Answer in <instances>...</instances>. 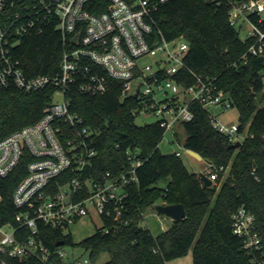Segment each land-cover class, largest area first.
<instances>
[{
	"label": "built area",
	"instance_id": "1",
	"mask_svg": "<svg viewBox=\"0 0 264 264\" xmlns=\"http://www.w3.org/2000/svg\"><path fill=\"white\" fill-rule=\"evenodd\" d=\"M96 1L0 0V86L15 85L27 92L54 86L53 102L43 117L0 140V181L28 159L26 174L12 192L17 208L14 220L0 224V264L26 259L39 264H89L88 257L68 256L62 247L65 241L54 249L46 246L40 226L66 236L76 221L97 216L102 221L98 228L106 230V220L121 222L128 186L137 182L139 159L122 172L92 176L97 131L70 110L65 99L70 87L105 94L117 83L122 98L133 101L134 118L155 114L164 134L171 131L175 137L178 127L192 120L193 103L208 111L212 127L230 143H242L250 135L239 130L240 122L224 124L210 112L214 107L226 111L233 102L216 77L199 73L187 63L188 41L182 36L167 39L154 29L152 12L168 0H107L100 12L94 11L101 8ZM208 1L227 8L229 24L246 46L239 61L264 57V0ZM46 26H54L60 34L64 48L60 66L55 74L29 75L18 46L24 36L41 33ZM58 94L63 100L55 102ZM181 147L168 154H188L183 141ZM208 164L206 176L217 184L226 167ZM2 197L0 189V203ZM232 229L242 238L251 263L264 264L254 214L238 208L232 215Z\"/></svg>",
	"mask_w": 264,
	"mask_h": 264
},
{
	"label": "trees",
	"instance_id": "2",
	"mask_svg": "<svg viewBox=\"0 0 264 264\" xmlns=\"http://www.w3.org/2000/svg\"><path fill=\"white\" fill-rule=\"evenodd\" d=\"M96 2L101 8L95 12L107 5V0ZM151 21L167 39L182 36L188 41L187 63L199 73L216 77L238 110L239 130L250 135L239 148H230L227 136L212 127L208 111L192 104L193 118L182 124L184 147L199 153L207 163L226 167L219 174L218 187H204L201 174L189 172L181 157L161 152L164 128L158 120L135 123L133 101L122 98L117 83L105 94H86L70 87L65 94L70 110L97 131L94 148L98 154L92 161V176L98 178L105 171L119 173L132 160L141 162L136 167L137 182L128 186L121 222L106 220V230L97 228L78 244L89 252V264H97L95 260L102 252L110 255L102 264H167L189 249L191 264H253L242 238L233 232L232 215L242 206L254 214L264 258V57L239 61L246 46L229 24L223 5L207 0H168L152 12ZM44 30L24 36L18 46L22 66L29 75L55 74L60 66L64 49L60 34L54 26ZM53 93L52 85L30 92L15 85L0 86V140L43 117L44 109L53 102ZM27 162L22 159L0 181V224L14 220L17 208L12 192L25 176ZM159 202L181 203L186 216L153 235L141 223L146 209ZM40 230L50 249L56 248L60 238L73 244L71 235L44 226ZM16 264L39 263L26 259Z\"/></svg>",
	"mask_w": 264,
	"mask_h": 264
},
{
	"label": "rangeland",
	"instance_id": "3",
	"mask_svg": "<svg viewBox=\"0 0 264 264\" xmlns=\"http://www.w3.org/2000/svg\"><path fill=\"white\" fill-rule=\"evenodd\" d=\"M242 36V35H241ZM62 99L61 95L58 94L54 97L55 102H60ZM262 105V103H260ZM211 113L216 114L218 121L224 124H232L239 122L238 110L236 107H230L226 111L220 110L218 107H214L210 110ZM135 123L137 125H143L146 123L154 122L158 119L155 114L150 115H138L135 118ZM159 148L162 153L168 154L172 153L174 150H182L181 142L183 141L185 134L182 127H178L176 137L171 131H167L164 134ZM181 141V142H179ZM181 160L189 172H194L197 174H207L209 171V164L205 160H198L193 156L182 153ZM220 182L218 181L216 186L218 187ZM160 204V202H159ZM172 219L164 214H160L155 210L154 207H149L146 209L143 215V220L141 225L147 227L153 235H157L160 232L167 229L172 223ZM100 219L95 216L92 219L85 217L76 221L70 227V234L72 238V243H65L62 245L65 251H67L68 256H76L78 258L84 259L89 258V252L85 250L78 243L88 236L92 235L94 231L101 225ZM110 258V255L107 252H102L98 258L95 260L97 264H102ZM192 263V249H189L187 254L174 258L167 261V264H191Z\"/></svg>",
	"mask_w": 264,
	"mask_h": 264
},
{
	"label": "water",
	"instance_id": "4",
	"mask_svg": "<svg viewBox=\"0 0 264 264\" xmlns=\"http://www.w3.org/2000/svg\"><path fill=\"white\" fill-rule=\"evenodd\" d=\"M209 1L207 0V3ZM241 146V142L237 141L235 143H231L229 145L230 148H239ZM187 152L189 155L193 156L194 158L198 160H202V157L199 153H197L194 150L187 149ZM201 180L203 182V186H211L213 183L212 181L205 175L201 174ZM155 210L159 212L160 214H164L168 217H170L172 220H179L183 219L186 216L185 209L181 203H173V204H156L154 206ZM64 244V240H60L56 242V245Z\"/></svg>",
	"mask_w": 264,
	"mask_h": 264
}]
</instances>
